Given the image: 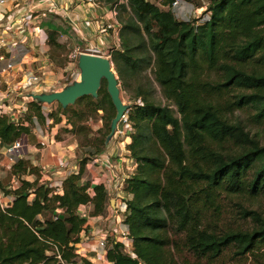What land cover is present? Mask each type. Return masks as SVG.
Listing matches in <instances>:
<instances>
[{"label":"trees","instance_id":"trees-1","mask_svg":"<svg viewBox=\"0 0 264 264\" xmlns=\"http://www.w3.org/2000/svg\"><path fill=\"white\" fill-rule=\"evenodd\" d=\"M98 1L108 7L118 2ZM172 1L127 0L118 6L119 49L110 61L123 88L128 78L152 68L175 111L155 104L139 87L126 112L134 131L128 157L136 167L124 189L130 199L123 224L135 258L111 243L107 261L264 264V139L228 118L240 111L264 126V0H209L210 21L199 26L178 20ZM183 1L203 6V0ZM42 26L50 46L60 35H72L57 16ZM105 87L102 82L96 101H77L90 99L89 112L105 113V101L112 107ZM28 106L27 112L45 121L41 105ZM31 118L16 125L0 116V149L28 135ZM62 118L74 131L64 116L54 123ZM107 134L88 147V155L107 148ZM86 160H79L77 175L63 179L61 194L50 195L48 184L39 182L41 173L39 178L28 160L16 159L11 175L19 186L11 192L0 187L12 198L9 206L0 205V264H94L77 261L71 247L88 221L104 211L105 192L88 178ZM28 175L35 179H24ZM80 207L90 210L81 215Z\"/></svg>","mask_w":264,"mask_h":264},{"label":"built area","instance_id":"built-area-1","mask_svg":"<svg viewBox=\"0 0 264 264\" xmlns=\"http://www.w3.org/2000/svg\"><path fill=\"white\" fill-rule=\"evenodd\" d=\"M208 3L209 0H203V6L192 7L193 11L200 15L195 19H190L186 14V6L191 4L189 2L173 0L170 9L177 19L194 21L193 24L199 26L210 21L211 14L206 11ZM120 5H127V0H118L113 7H108L98 0H0V85L2 83L5 85V90L0 91V116H3L1 105L6 103L11 110L23 117L27 114L28 103L32 101L29 94L41 93L50 86L47 80L50 68L45 58L49 50L48 35L42 26L43 20L55 16L61 18L64 25L76 36V40L84 44L83 49L78 46L68 55V65H75L81 54L105 57L110 60L112 51L119 49L118 6ZM74 11L88 17L79 20L77 12ZM90 29L94 32L93 36L86 37L83 31ZM59 38L60 43L69 42L65 35H60ZM111 38H116L118 41L117 45H113L114 47H110L107 42ZM77 68L73 73L75 76L79 73ZM13 74H15L14 80L2 82V78L6 75ZM27 91L28 94L22 96ZM19 98L21 101L17 106L16 99ZM136 103L141 105L139 100ZM42 114L45 117L44 124L47 129L50 125L53 126L54 121L49 116L50 114ZM12 118L11 122L16 125L23 122V120L18 121L15 115ZM132 134L133 128L125 113L117 124L115 134L110 141V144H113L116 138L124 137L121 151L125 157L122 153L115 157L110 147L92 156L88 155V149L84 151L83 158L87 159L85 169L91 176L90 180L102 186L106 198L103 213L92 218L91 222L92 220L93 222L88 223L79 232L78 241L71 244L77 261L87 259L94 264H111L106 258L111 243L123 245L122 252L135 258L131 252L127 227L123 224L127 211L125 200H121L119 206L111 205V201L114 202L118 194L124 192L126 181L130 178L129 176L133 175L136 167L128 157L130 152L126 149ZM19 140L4 149V153L8 155L12 164L16 159L24 158L22 154L24 137ZM79 160L74 157L72 161L60 162L57 167L63 175L58 181H45L40 178V184H48L52 189L50 195L61 194L63 179L68 175L78 174ZM124 166L131 168L130 174L124 173ZM56 213H59V210H56Z\"/></svg>","mask_w":264,"mask_h":264},{"label":"rangeland","instance_id":"rangeland-1","mask_svg":"<svg viewBox=\"0 0 264 264\" xmlns=\"http://www.w3.org/2000/svg\"><path fill=\"white\" fill-rule=\"evenodd\" d=\"M193 5L195 4H192V5L190 4L186 6V11H187L186 14L189 15L190 19L191 18L195 19L197 16H200L198 15L197 12L193 11V8H192ZM65 36L69 38V42L67 41L68 43L65 41H63V43H60L59 41L61 39L58 37L56 45L48 46V49H49L47 52L48 56H46L45 58H47V64L50 68L49 72L47 73V80L49 81L50 86L41 93H51L55 91L56 92L61 91L65 86L71 84L78 77V75L75 76V74H73L74 71H76L77 63L75 65L73 64L68 65V55L76 47L78 46L82 47L84 44L76 40V36L74 34L71 35L67 33L65 34ZM107 42L109 43L110 47H114L113 45L114 44L117 45L118 43L116 38L115 39L111 38ZM113 70L115 71L114 66H113ZM115 74H116V77L119 83L120 97L124 104L131 106L134 103L135 94L137 92V89L140 87L141 89L147 90L148 93H150V99L155 104H158L161 106H168L170 109L175 111V107L170 102L164 99L160 87L155 82L152 68L144 69L140 71L138 74H136L134 77L128 78L126 88H123V82L119 79L116 72ZM26 94H28V91L23 93L22 96H25ZM20 101H21L20 98L16 99L17 106L19 105ZM90 101H91L90 99L76 101L74 105L68 107V112L66 115L60 114L59 109H58V104L56 103L50 106L41 105L42 113L52 114L51 117L53 118V121H55L58 118L60 119V116L62 117L64 116L65 119L66 120L68 119L71 124H75L76 128L74 129V131L71 130V125H67L65 123H62V125H59L57 132H56L57 134L55 135V140L57 142H62L63 144H69L72 141H75V144L77 146L74 152L78 154L77 159L78 158L82 159L83 156H85L84 151L89 149L88 147L93 148V146L96 145L97 139H99V137H102L104 133L109 134V126H108V129L106 126L107 118L108 116L115 114V110L113 106L111 107L107 101H105V104H104L105 113L102 110L97 111L98 115H95L89 112V109L85 108V106H86V103ZM92 101H96V99L95 100L92 99ZM1 107H2V110H1L2 115L7 116L11 120L13 119L12 117H14V115L16 116V119L18 121L23 120L25 122L28 121V118L32 117L31 119L33 121V125L30 128V133L28 135L21 136V137H24V147L22 150V154L23 155L27 154L29 156L35 155L34 154L35 152L33 150L34 147H28V145L31 146L32 144L39 150H42L45 145L43 146L41 144V141L43 142L44 138L48 134L51 133L52 125H50L47 129V127L44 124L45 122L44 121L40 122L37 119V117L34 116V113L27 112V114L29 113L30 116H27L25 114L23 117H20L18 113H16L14 110H11L8 107V104L6 103L2 104ZM27 108H29V106H27ZM75 113H78L79 115H76ZM103 116H106V118H103ZM79 117L81 118L79 119ZM228 118L230 121L241 122L242 126L244 127V130L248 132L251 136H255L256 138L260 140L264 139V126L251 122L248 119L247 115L244 114L243 112L236 111L233 114H228ZM63 119L64 118H62V120ZM123 142H124V137L123 138L118 137L116 138V142H114L113 145H111L112 143L110 145L107 144V148L111 146L114 151L116 152L121 151V148L123 145L121 143ZM49 143L50 142L47 141L46 144H49ZM130 143H131V140L129 144ZM126 149L129 150L128 146ZM121 153L123 154V151H121ZM123 155L125 157V154ZM24 159L27 160L25 156H24ZM37 160H40V159L37 158ZM13 164L9 161V157L7 154L4 153V150L0 149V187H4L5 192L6 191L11 192L13 189L19 186L18 181L14 179V177L11 175V168ZM32 166L35 167V169L37 170V175L39 177L40 171L44 165H39V166L32 165ZM88 175H89L88 178H90L91 176L89 172H88ZM24 179L28 181H33L35 178L32 175H28V176H25ZM123 194L125 197L124 198L125 201L130 199V196L127 195L125 191ZM31 198L32 196H30V199ZM11 201H12V198L10 196L4 195V193L0 190L1 207L4 208L5 206H9ZM79 209L82 211V207H80ZM79 209H78V213L80 214ZM89 210L90 209L87 207L86 211L88 212ZM89 221H91V219ZM88 223L86 224V226L88 225ZM48 255H51V253H48Z\"/></svg>","mask_w":264,"mask_h":264},{"label":"water","instance_id":"water-1","mask_svg":"<svg viewBox=\"0 0 264 264\" xmlns=\"http://www.w3.org/2000/svg\"><path fill=\"white\" fill-rule=\"evenodd\" d=\"M77 67L79 69L78 77L61 91L29 94V97L38 105L50 106L56 103L62 109H66L83 97L97 99L102 82H105L106 93L115 110V115L109 124V134L105 138V145H107L112 140L122 115L128 111L130 105L124 104L121 100L119 83L109 59L81 54L77 60ZM111 205H114L113 201H111Z\"/></svg>","mask_w":264,"mask_h":264},{"label":"crops","instance_id":"crops-1","mask_svg":"<svg viewBox=\"0 0 264 264\" xmlns=\"http://www.w3.org/2000/svg\"><path fill=\"white\" fill-rule=\"evenodd\" d=\"M77 12V11H74ZM96 13L94 12V15ZM77 17L78 19H85L88 16L82 15L81 13L77 12ZM87 36L86 37H90L93 36L92 33L93 30H84L83 31ZM67 37V36H66ZM69 39V38H68ZM28 66V65H27ZM15 74L13 75H6L4 78H2V82H4L5 80H14ZM5 90V85L2 83L0 85V91H4ZM56 92V91H55ZM62 123H64V119L63 121H61L60 124H53V126L51 127V133L48 134L45 138L44 141L41 143H43L42 145L44 146V148L42 150H39L38 148H36L33 144L31 146L28 145V147H34V154L35 155H27L25 154L24 156L27 158V160L30 161V163L32 165H44L40 171L41 175H42V179L45 181H58V179L63 175L62 172L59 170V168L57 167V165L60 162H64V161H72L73 158H77L78 154H76L74 152L75 148H76V144L75 141H72L69 144H63L62 142H57L55 140V135L57 134V129L59 125H62ZM50 142L49 144H46L47 141ZM46 141V143H45ZM113 145V144H112ZM110 150L112 152L113 155H115V157H118L121 153V151H114L112 149V147L110 146ZM37 158H39L40 160H37ZM79 160V158H78ZM124 173H126L127 175L130 174L131 168L129 166H124ZM130 177V176H129ZM124 192H121L120 194H118L117 198H115L114 200V205L113 206H119L120 205V201L123 200L124 201ZM86 208L82 207V211L79 209V212L81 215L87 213ZM91 222V221H90ZM89 222V223H90Z\"/></svg>","mask_w":264,"mask_h":264}]
</instances>
